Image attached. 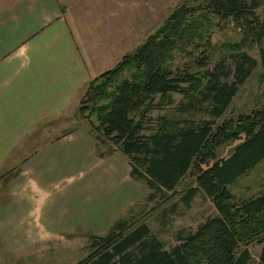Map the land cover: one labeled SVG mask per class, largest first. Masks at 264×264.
Here are the masks:
<instances>
[{
    "label": "trees",
    "instance_id": "16d2710c",
    "mask_svg": "<svg viewBox=\"0 0 264 264\" xmlns=\"http://www.w3.org/2000/svg\"><path fill=\"white\" fill-rule=\"evenodd\" d=\"M259 4L182 3L134 51L86 85L77 110L91 128L100 157L114 150L123 154L130 177L149 189L147 202L177 193L190 177L192 184L181 193V202L188 206L202 194L215 213L193 232L179 236L169 250L151 234L144 218L124 217L105 236L89 233L92 251L77 264H251L247 248L253 244L262 245L258 264H264V187L249 198L231 191L264 160V106L236 119L224 118L258 64L264 81V49L258 50L259 62L243 51L244 40L259 43L264 37V19L259 21L255 14ZM214 20L234 22L243 40L225 45L231 54L210 68ZM170 94L186 100V111L205 106L209 119L154 121L150 114L158 107L156 97L162 101ZM230 144H235L230 155L219 157V149ZM101 146L107 151L101 152Z\"/></svg>",
    "mask_w": 264,
    "mask_h": 264
},
{
    "label": "rangeland",
    "instance_id": "374dc122",
    "mask_svg": "<svg viewBox=\"0 0 264 264\" xmlns=\"http://www.w3.org/2000/svg\"><path fill=\"white\" fill-rule=\"evenodd\" d=\"M204 1L81 0V10L85 13L91 10L95 16L94 24L86 27L91 40L95 38L98 41L102 37L103 43L106 34H111L112 38L115 33L117 34L118 41H113L112 48L107 49V58H103V49L100 54L98 51V61L102 63L103 72L106 70L104 68L114 64V58L121 59L125 54L131 53L149 35L153 34L175 7L182 3L198 6ZM58 2L60 6L67 3L76 10L78 0H58ZM84 3L86 5H83ZM86 7L87 10H85ZM106 13L109 14L105 16ZM255 14L259 21L264 19V0H260ZM90 29L94 32H90ZM242 40V31L234 22L214 20L210 28V68L215 61L227 58L231 54L226 50L225 45L238 44ZM244 43L243 51L259 62L258 50L259 48L264 49V37L259 43L249 42L247 39ZM180 59L177 58L176 61L181 63ZM261 75L262 69L258 64L252 75L240 86L224 118L236 119L240 115L260 110L264 106V81ZM155 101L159 102L158 107L150 114L154 121L159 117H166L169 120L209 119L203 111L205 106L198 110L187 109L186 111L183 106L186 100L179 94H170L162 101L156 97ZM77 109L75 111L71 109L61 116L52 118L50 122L43 123L37 129L38 133L35 138L42 137L39 131H48L51 127L58 134L65 132L64 129L74 126L76 117L80 122L83 121L89 125L84 118L79 116ZM67 118H69L68 121H65ZM90 119L94 122L93 115ZM69 120L72 121L68 124ZM220 121L221 119L218 120ZM28 143L31 141L26 144ZM234 145L230 144L220 148L219 157L230 155ZM100 151L104 153L107 151L106 147L101 146ZM26 153V151L22 152V157H25ZM113 156L110 160H104L101 166H96L93 170H85L84 175L80 174V169H74L64 176L70 177L71 180L63 179V177L54 179L53 182L57 183L56 187L42 185L38 176L34 179L39 186L48 189L50 193L48 202L53 206L49 209L60 218L62 230L54 228L52 229L53 234L29 235L27 233L28 230L34 231L29 212L32 202L27 200L30 199L29 192L27 197L24 194L23 200L18 201L10 193L0 195V226H2L0 229V264H77L82 261L92 251L87 235L90 233L105 236L112 227L109 220L110 216H114L113 213L100 219L98 223L97 219H93L101 212L97 206L102 199L105 201L123 199L127 202L133 200L131 208L124 217L134 221L144 218L151 234L162 242L167 250L178 244L179 236L193 232L198 225L214 215L213 205L202 194H198L188 206L181 202V193L192 184L190 177H185L177 188V193L168 194L164 199L147 202L146 196L150 191L144 182L130 179L127 158L118 151ZM25 178L28 179V177ZM95 179H101L100 183L95 182ZM263 187L264 160L252 171L239 178L237 183L231 187V191L238 198H249L258 195ZM20 197L16 198L20 199ZM15 204L19 207L20 215L22 213L21 224L23 226L16 225L14 214L18 209L15 208ZM105 207L109 208V205ZM94 231L98 233H92ZM261 248L262 245L258 244L248 246L251 264H258Z\"/></svg>",
    "mask_w": 264,
    "mask_h": 264
},
{
    "label": "crops",
    "instance_id": "0c3cea01",
    "mask_svg": "<svg viewBox=\"0 0 264 264\" xmlns=\"http://www.w3.org/2000/svg\"><path fill=\"white\" fill-rule=\"evenodd\" d=\"M5 1L0 0V195L10 193L18 201L29 192L34 231L27 233L53 234L54 228L62 230L60 218L49 209L53 206L48 202V189L34 179L38 176L42 185L56 187L54 179L71 180L64 176L74 169L84 175L85 170L101 166L117 151L100 157L89 125L78 117L63 133L51 127L39 131L41 138L35 135L43 123L77 109L86 85L103 73L98 51L100 54L103 49V58H107V49L118 38L115 33L113 38L106 34L103 43L102 37L98 41L90 39L86 27L94 24L95 16L91 10H81V0L76 10L67 3L60 6L58 0ZM119 59L114 58V64L105 71ZM28 141L31 143L26 144ZM24 151L27 153L22 157ZM96 181L100 183L101 179ZM132 203L102 199L97 206L101 212L93 219L98 223L113 213L109 220L113 226ZM15 208L16 225L23 226L17 204Z\"/></svg>",
    "mask_w": 264,
    "mask_h": 264
}]
</instances>
